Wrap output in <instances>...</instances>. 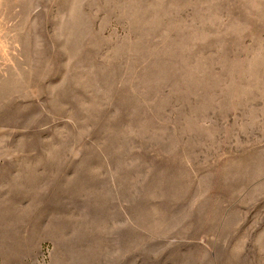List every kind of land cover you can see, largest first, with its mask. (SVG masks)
I'll return each mask as SVG.
<instances>
[{
	"label": "rangeland",
	"instance_id": "obj_1",
	"mask_svg": "<svg viewBox=\"0 0 264 264\" xmlns=\"http://www.w3.org/2000/svg\"><path fill=\"white\" fill-rule=\"evenodd\" d=\"M0 264H264V0H0Z\"/></svg>",
	"mask_w": 264,
	"mask_h": 264
}]
</instances>
